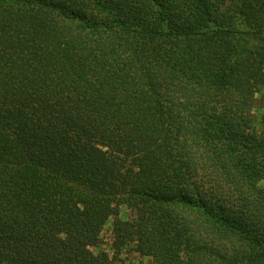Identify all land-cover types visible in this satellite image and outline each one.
Listing matches in <instances>:
<instances>
[{
	"label": "trees",
	"instance_id": "16d2710c",
	"mask_svg": "<svg viewBox=\"0 0 264 264\" xmlns=\"http://www.w3.org/2000/svg\"><path fill=\"white\" fill-rule=\"evenodd\" d=\"M254 1L192 0L189 24L162 0H0V264H264Z\"/></svg>",
	"mask_w": 264,
	"mask_h": 264
},
{
	"label": "rangeland",
	"instance_id": "374dc122",
	"mask_svg": "<svg viewBox=\"0 0 264 264\" xmlns=\"http://www.w3.org/2000/svg\"><path fill=\"white\" fill-rule=\"evenodd\" d=\"M163 4H169L172 9H169V14H174L176 17H172V22L174 23H189L191 18V4L192 0H179V1H172L168 2L167 0H162ZM143 4V3H140ZM184 8V9H182ZM173 16V15H172ZM247 19L250 21L251 24H259L264 27V0H257L253 2V7L247 11ZM190 24V23H189ZM231 44L239 46L238 42H233L228 39H224L221 43H215L216 50L227 46H231ZM258 60H261V56L255 50H250L249 54L243 58V62H241V67L239 66L240 71L243 73V78H247L249 76V72L252 71V66ZM264 64H261L259 67V76L258 78L263 80V82L258 81L256 78L251 79L247 86H243L241 90L238 91L239 95V105L238 106H253L258 109V111H253L252 114L255 115L254 120L251 122L249 129L247 130L251 136H260L262 132H264V126L260 124L261 119H264ZM257 77V75L255 76ZM264 124V123H263ZM243 128V127H242ZM245 129V128H243ZM262 176L260 174H256L254 176L255 182H258L259 185H263L261 180ZM127 216L134 217V209L127 205L121 206L120 217L126 219ZM172 218L177 220H183L187 227L192 232H201L203 231V227L206 225L203 222L201 215L197 212H190L189 210L185 209H175L172 212ZM182 222V223H183ZM112 223L113 219H110L109 222L105 225L103 230L101 231L99 238L101 240V249L105 250L110 254V245L113 242V233H112ZM199 234V233H195ZM181 249V248H180ZM182 252V249L179 250ZM121 259H115L113 264H138L140 260H142L143 264L147 261L146 259H141L139 255L136 253H129L127 255L122 254ZM150 264H159L157 262V258H153L150 261Z\"/></svg>",
	"mask_w": 264,
	"mask_h": 264
}]
</instances>
